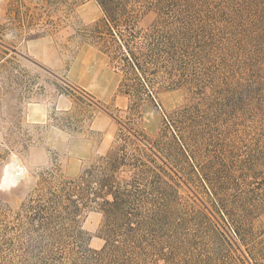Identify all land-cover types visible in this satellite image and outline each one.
Wrapping results in <instances>:
<instances>
[{
  "label": "rangeland",
  "instance_id": "374dc122",
  "mask_svg": "<svg viewBox=\"0 0 264 264\" xmlns=\"http://www.w3.org/2000/svg\"><path fill=\"white\" fill-rule=\"evenodd\" d=\"M241 1L0 0V185L14 160L23 172L0 186V264H36L29 199L60 180L94 190L116 154L131 163L115 178L133 181L134 205L156 209L127 248L130 264H253L240 239L249 224L219 194L223 164L259 147L247 188L259 181L264 199V43L247 47L258 58L250 65L238 43ZM95 207L46 264H125L117 252L87 260L105 243Z\"/></svg>",
  "mask_w": 264,
  "mask_h": 264
},
{
  "label": "trees",
  "instance_id": "16d2710c",
  "mask_svg": "<svg viewBox=\"0 0 264 264\" xmlns=\"http://www.w3.org/2000/svg\"><path fill=\"white\" fill-rule=\"evenodd\" d=\"M235 15L241 22L239 24L238 43L245 53V59L253 66V62L258 58L248 49V46H255L259 42L264 43V0H242ZM205 24L197 26L193 30V40L202 37ZM243 43V45H241ZM264 132V131H263ZM261 136H264V133ZM258 137L257 141L259 142ZM256 153L244 160H235L227 156L228 161L223 164L222 178L220 183V195L223 205L230 206L238 213L237 221L240 225L249 224V228H244V233L240 236L241 241L248 249V258L253 264H264V233L261 238L253 232V219L259 209L264 208V199L256 198L255 189L260 184L255 180L256 186L247 188L255 178L254 171L257 160L262 151L257 148ZM106 166L102 171L100 179L96 180V187L90 192L80 191L79 182L76 180H60L53 185L46 186L45 195H38L29 199L25 207V216L33 237L28 247V253L36 260V264H46L53 251L54 246H59L67 238H77L80 230L77 227V217L89 202L96 205L95 208L103 215V236L104 245L100 250H89L86 253L87 260H102L111 256L112 252H117L121 261L130 264L131 259L126 257L127 248L130 243H138L142 240L145 227H149L155 220V211L152 212L137 208L130 186L133 181L117 180L115 173L121 166H127L124 156L114 155L107 159ZM107 171V172H106ZM246 185L242 189L240 186ZM135 223V226L132 225ZM136 230L139 232L138 238L133 235ZM144 234V232H143ZM123 237L121 244L115 245V236ZM98 258V259H97Z\"/></svg>",
  "mask_w": 264,
  "mask_h": 264
},
{
  "label": "bare ground",
  "instance_id": "6f19581e",
  "mask_svg": "<svg viewBox=\"0 0 264 264\" xmlns=\"http://www.w3.org/2000/svg\"><path fill=\"white\" fill-rule=\"evenodd\" d=\"M21 169L22 168L17 165V162L15 160L8 164L5 168L4 176L2 178L0 186L2 188L15 186L23 174Z\"/></svg>",
  "mask_w": 264,
  "mask_h": 264
}]
</instances>
